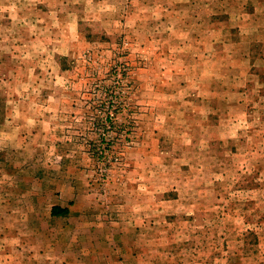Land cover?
<instances>
[{"label":"rangeland","instance_id":"1","mask_svg":"<svg viewBox=\"0 0 264 264\" xmlns=\"http://www.w3.org/2000/svg\"><path fill=\"white\" fill-rule=\"evenodd\" d=\"M0 264H264V0H0Z\"/></svg>","mask_w":264,"mask_h":264},{"label":"trees","instance_id":"2","mask_svg":"<svg viewBox=\"0 0 264 264\" xmlns=\"http://www.w3.org/2000/svg\"><path fill=\"white\" fill-rule=\"evenodd\" d=\"M67 214H69V209L62 208L60 206H56L52 210V215L55 217H62L66 216Z\"/></svg>","mask_w":264,"mask_h":264}]
</instances>
